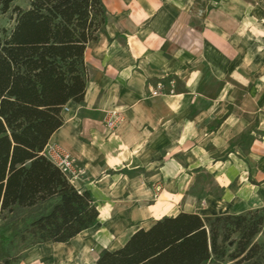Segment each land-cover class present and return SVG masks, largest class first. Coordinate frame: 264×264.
I'll use <instances>...</instances> for the list:
<instances>
[{"label":"crops","instance_id":"1","mask_svg":"<svg viewBox=\"0 0 264 264\" xmlns=\"http://www.w3.org/2000/svg\"><path fill=\"white\" fill-rule=\"evenodd\" d=\"M104 1L107 25L85 53V98L64 106L48 143L84 168L71 182L92 193L100 215L53 245L73 254L138 222L196 212L157 216L199 169L223 190L205 216L264 206V0ZM113 108L124 119L110 131Z\"/></svg>","mask_w":264,"mask_h":264},{"label":"trees","instance_id":"2","mask_svg":"<svg viewBox=\"0 0 264 264\" xmlns=\"http://www.w3.org/2000/svg\"><path fill=\"white\" fill-rule=\"evenodd\" d=\"M16 1L0 0V17L14 19L10 30L0 27V219L38 208L30 223L14 224L21 240L66 243L95 226L100 212L92 193L78 189L43 151L64 123V106L85 98L86 49L109 14L104 0H28L27 7ZM259 235L264 206L208 216L181 211L138 228L119 248L103 249L93 264H264ZM5 240L0 264H19Z\"/></svg>","mask_w":264,"mask_h":264},{"label":"rangeland","instance_id":"3","mask_svg":"<svg viewBox=\"0 0 264 264\" xmlns=\"http://www.w3.org/2000/svg\"><path fill=\"white\" fill-rule=\"evenodd\" d=\"M16 4L27 7L28 0H17ZM13 26L14 19L10 14L0 17V27L2 29L10 30ZM246 146L247 144L245 145V149H247ZM198 171L194 177V186L188 189L185 188V185H182L181 187L179 186L178 191L174 190L173 193L169 194L168 200L162 202V207L157 216L163 213L175 214L181 210L196 211L205 216L206 213L213 212V209H219L217 200L223 195L221 186L216 183L214 175L210 170L201 171L199 169ZM159 192L160 190L158 191L156 189L155 195L158 196ZM38 213V208L18 209L14 214L7 216L6 219H0V241L2 237H6L4 243L8 251L19 258V264H89L92 258L96 257L105 249V246L110 249L119 247L132 230L139 226L148 227L155 219L151 218L133 224L122 233L121 238L111 239L107 242L103 240L96 241L92 244L85 245L83 249L77 247L74 249L73 254H69L68 249L60 248V246H54L49 243L32 245L30 240H21V234L16 232L14 224L18 223L19 228L24 227ZM257 240L264 242V236L259 235ZM235 241L236 238H234ZM61 246L63 247L64 245ZM64 257L66 258L64 259ZM228 264L234 263L229 262Z\"/></svg>","mask_w":264,"mask_h":264},{"label":"built area","instance_id":"4","mask_svg":"<svg viewBox=\"0 0 264 264\" xmlns=\"http://www.w3.org/2000/svg\"><path fill=\"white\" fill-rule=\"evenodd\" d=\"M153 94L157 95L158 91H153ZM124 119L123 112L118 108L110 109L106 112L104 118V126L110 131H114L121 124ZM43 154L50 159L56 166H58L62 172L70 179L76 180L84 175L85 170L79 167L68 151L62 149L55 143L47 144ZM162 187L159 185L157 190H161Z\"/></svg>","mask_w":264,"mask_h":264},{"label":"bare ground","instance_id":"5","mask_svg":"<svg viewBox=\"0 0 264 264\" xmlns=\"http://www.w3.org/2000/svg\"><path fill=\"white\" fill-rule=\"evenodd\" d=\"M95 239V238H94ZM97 241H98V239H97ZM100 241V240H99ZM105 241V240H104ZM63 253V252H62ZM61 255V254H60ZM59 258H61V256H59ZM66 257H64V259H65ZM61 261V260H60Z\"/></svg>","mask_w":264,"mask_h":264}]
</instances>
